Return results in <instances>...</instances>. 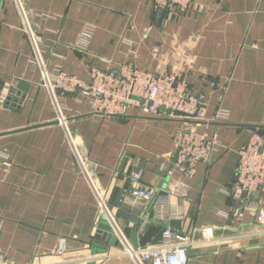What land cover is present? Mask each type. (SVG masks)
I'll return each instance as SVG.
<instances>
[{"label": "crops", "instance_id": "1", "mask_svg": "<svg viewBox=\"0 0 264 264\" xmlns=\"http://www.w3.org/2000/svg\"><path fill=\"white\" fill-rule=\"evenodd\" d=\"M21 1L50 72L59 67L90 81L95 68L118 73L130 63L177 73L210 121L152 114L141 104L97 113L93 97L80 91L57 89L56 103L16 1L0 0V150L11 162L0 164L6 264H135L117 240L98 236L106 215L89 175L128 238L157 226L149 244H158L163 226L138 219L132 227L130 215L138 212L121 197L135 185L164 188L179 176L174 135L190 127L219 146L183 179L185 196H171L182 216L170 225L190 237L187 264H264L260 194H234L239 150L256 131L264 136V0H192L179 17L154 13L151 0ZM219 109L229 112L227 121H214ZM68 130L80 140L83 162ZM205 227L212 236L202 235Z\"/></svg>", "mask_w": 264, "mask_h": 264}, {"label": "built area", "instance_id": "2", "mask_svg": "<svg viewBox=\"0 0 264 264\" xmlns=\"http://www.w3.org/2000/svg\"><path fill=\"white\" fill-rule=\"evenodd\" d=\"M15 1L23 16L25 30L33 44L35 60L42 68L56 103L57 89H62L67 93L80 91L93 97V107L97 113H122L128 106L141 104L146 112L152 114L168 113L169 110L171 113L183 115L199 122L210 121L201 105L200 97L189 90L186 79L177 73H152L130 63L123 64L118 73L95 68L91 71L90 81L64 72L59 67L50 72L41 59L38 43L29 26L22 1ZM151 1L154 13L166 12L173 17L188 13L192 4V0ZM92 32V28L85 30L82 36L84 41L89 39ZM228 119L229 112L225 109H219L214 116V121H227ZM60 121L67 127L61 111ZM68 136L79 159L83 162L78 150L80 140L73 136L69 130ZM174 143L175 167L179 176H170L164 188L135 185L121 197L127 206L138 212L137 216L130 215L132 227H136L140 221L163 226L161 240L158 244L135 247L112 214L104 191L89 175L100 207L106 215V220L109 222L116 240L124 249V253L135 264H187L186 243L190 237L174 231L170 225L172 220L182 216L176 205L172 203L171 196H185L186 182L183 179L193 178L197 173L199 163L212 160L214 153L218 151L219 142L215 137L190 127L178 130L174 135ZM0 164L5 167L11 166L8 154L1 150ZM234 194L246 198L260 194L258 221L264 223V136L257 131L253 133L249 142L239 150ZM151 209H154L153 216L150 214ZM137 222L139 223L137 224ZM201 233L209 237L214 232L212 228L205 227L201 229ZM67 248V239L61 238L58 252L63 253ZM0 264H6L5 255L1 251Z\"/></svg>", "mask_w": 264, "mask_h": 264}, {"label": "water", "instance_id": "3", "mask_svg": "<svg viewBox=\"0 0 264 264\" xmlns=\"http://www.w3.org/2000/svg\"><path fill=\"white\" fill-rule=\"evenodd\" d=\"M160 231V228L157 226H151L149 227V229L144 233V234H140L138 235L136 232L131 233L130 235V241L131 243L135 246H146L147 244H149L150 242H152L153 237ZM99 237H104L107 238L108 241L112 242H116V237L115 235H113V231L109 225V222L103 221L102 227L99 230L98 233ZM118 245V241L116 242ZM88 264H96L95 262H89Z\"/></svg>", "mask_w": 264, "mask_h": 264}, {"label": "rangeland", "instance_id": "4", "mask_svg": "<svg viewBox=\"0 0 264 264\" xmlns=\"http://www.w3.org/2000/svg\"><path fill=\"white\" fill-rule=\"evenodd\" d=\"M168 112H171V111L168 110Z\"/></svg>", "mask_w": 264, "mask_h": 264}]
</instances>
